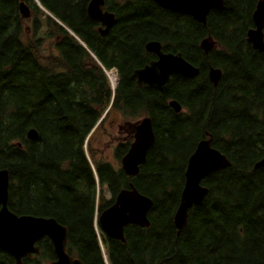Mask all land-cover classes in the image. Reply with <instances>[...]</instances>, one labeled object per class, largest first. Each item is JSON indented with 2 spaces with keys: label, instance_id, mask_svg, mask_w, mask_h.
I'll use <instances>...</instances> for the list:
<instances>
[{
  "label": "trees",
  "instance_id": "1",
  "mask_svg": "<svg viewBox=\"0 0 264 264\" xmlns=\"http://www.w3.org/2000/svg\"><path fill=\"white\" fill-rule=\"evenodd\" d=\"M20 1L31 8L29 19L21 17ZM37 1L105 68H117L114 94L101 66ZM89 1L0 0V169L9 171V209L54 217L68 227V253L84 264H106L95 212L133 185L152 199L150 225H127L124 243L102 237L109 264H264V168H254L264 156V54L246 41L257 0H224L209 11L206 25L152 0H104L116 15L104 37L87 17ZM208 34L217 46L205 55L199 42ZM46 38H53L57 55L44 59ZM152 39L164 51L181 52L199 67L198 74L138 88L130 74L154 57L144 49ZM210 65L222 70L216 86L207 77ZM169 99L185 111L175 113ZM111 110L152 120L155 140L136 176L95 160L90 147L94 168L85 155L87 135ZM30 128L38 132L34 140L26 138ZM206 136L230 166L203 179L207 195L177 231L173 216L186 162ZM129 143L117 145L116 158ZM38 245L39 254L24 257L22 264H50L55 256L49 240ZM0 264H15L3 249Z\"/></svg>",
  "mask_w": 264,
  "mask_h": 264
},
{
  "label": "water",
  "instance_id": "2",
  "mask_svg": "<svg viewBox=\"0 0 264 264\" xmlns=\"http://www.w3.org/2000/svg\"><path fill=\"white\" fill-rule=\"evenodd\" d=\"M152 1L163 9L187 13L202 25H206L210 10L224 5V0ZM103 6L104 0H90L86 6L89 20L100 22L104 26L99 30L101 35H105L115 23L114 13L103 11ZM19 13L23 18L30 16V7L24 1L19 3ZM251 18L253 26L246 31V41L252 49L264 54V0L256 1ZM78 41L86 47L80 39ZM215 46L216 41L210 34L199 42V47L205 55ZM144 48L147 52L153 53L156 59L131 73L130 78L135 80L137 86L160 87L168 84L174 75H197L199 72V67L189 62L181 52L162 50L158 40H148ZM91 55L95 58L92 53ZM221 75L222 70L219 67L211 65L208 67L207 77L213 86L218 84ZM168 105L175 113L182 111V105L176 99H170ZM37 137L38 132L35 128L27 130V139L34 140ZM154 140L155 132L151 118L145 116L134 125L133 141L120 160L121 169L127 176L132 177L138 174L139 166L145 162ZM17 145L20 146L21 143L18 142ZM228 166H230V160L219 149L212 146L210 136L198 141L187 159L180 200L173 216L177 231L185 227L189 209L200 204L206 197L208 189L202 184L203 179ZM259 167L264 168V156L254 163V168ZM8 198L9 171L2 168L0 169V249L7 251L13 257L15 264H22L24 257L39 254L40 249L37 243L44 238L49 240L53 248L55 258L51 264H84L80 258L67 251L68 227L66 225L58 222L54 217L17 214L9 209ZM151 205L150 197L130 185L129 188L118 191L114 202L98 214L99 227L108 237L125 242L124 227L126 225L149 226L147 214ZM156 264L165 263L160 261Z\"/></svg>",
  "mask_w": 264,
  "mask_h": 264
},
{
  "label": "rangeland",
  "instance_id": "3",
  "mask_svg": "<svg viewBox=\"0 0 264 264\" xmlns=\"http://www.w3.org/2000/svg\"><path fill=\"white\" fill-rule=\"evenodd\" d=\"M29 24L30 22L28 21L27 25ZM54 55H57V51L54 49L53 38H46L43 42L41 56L45 59ZM183 111H185V108ZM143 115L125 116L121 111L111 110L106 119L103 120L102 125L93 130L89 137V142L85 144L87 157L92 166L94 165V160L88 152V147L94 151L95 160L106 161L114 167H120V159L116 158L115 149L118 144L125 143L130 139L133 133L132 125L136 124ZM178 164L181 166L182 161L178 162ZM100 190H102L105 199L110 197L111 193L107 186L100 187ZM100 235L104 237L102 231H100Z\"/></svg>",
  "mask_w": 264,
  "mask_h": 264
},
{
  "label": "flooded vegetation",
  "instance_id": "4",
  "mask_svg": "<svg viewBox=\"0 0 264 264\" xmlns=\"http://www.w3.org/2000/svg\"><path fill=\"white\" fill-rule=\"evenodd\" d=\"M105 6V5H104ZM104 10H107L106 9V6L104 7ZM109 11V10H108ZM111 12V11H110ZM114 13V12H113ZM115 15V14H114ZM94 23H96V25H95V29H96V31L98 32V34H99V36H101V37H104L105 35H107L108 34V32L110 31V29L112 28V26H111V28L108 30V32L105 34V35H101L100 34V29H102L104 26H102V24L100 23V22H94ZM114 25V24H113ZM149 53V52H148ZM150 54H152V53H150ZM154 57L153 58H151L147 63H149L151 60H153V59H156V57H155V55L154 54H152ZM146 63V64H147ZM145 65V64H144ZM144 65H142V66H144ZM142 66H140V67H142ZM140 67H137V68H140ZM116 70H117V68L116 67H114ZM137 68H135V69H137ZM135 69H133V71L135 70ZM132 71V72H133ZM131 72V73H132ZM131 75V74H130ZM134 81V83H135V85L137 86V84H136V82H135V80H133ZM143 86H147V85H141V86H137L138 88H141V87H143ZM144 116V115H143ZM132 127H133V133H134V125H132ZM133 133H132V135H133ZM131 135V136H132ZM130 142H131V139H130Z\"/></svg>",
  "mask_w": 264,
  "mask_h": 264
},
{
  "label": "bare ground",
  "instance_id": "5",
  "mask_svg": "<svg viewBox=\"0 0 264 264\" xmlns=\"http://www.w3.org/2000/svg\"><path fill=\"white\" fill-rule=\"evenodd\" d=\"M107 73H108V76H109V79H110L112 85L116 86L118 78H117V74H116L115 70H113V69L108 70Z\"/></svg>",
  "mask_w": 264,
  "mask_h": 264
}]
</instances>
